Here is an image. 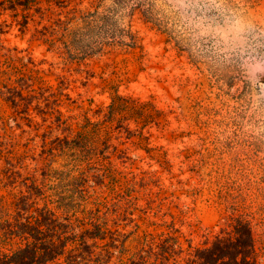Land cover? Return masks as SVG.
Listing matches in <instances>:
<instances>
[{
    "label": "rangeland",
    "instance_id": "374dc122",
    "mask_svg": "<svg viewBox=\"0 0 264 264\" xmlns=\"http://www.w3.org/2000/svg\"><path fill=\"white\" fill-rule=\"evenodd\" d=\"M236 21L238 48L204 43ZM68 29L86 53L68 51ZM253 58L264 61V0H0V167L17 171L0 182L4 205L34 181L37 205L83 219L78 232L101 223L103 238L87 240L111 251L103 264H187L243 218L264 264ZM170 236L177 253L152 255Z\"/></svg>",
    "mask_w": 264,
    "mask_h": 264
},
{
    "label": "trees",
    "instance_id": "16d2710c",
    "mask_svg": "<svg viewBox=\"0 0 264 264\" xmlns=\"http://www.w3.org/2000/svg\"><path fill=\"white\" fill-rule=\"evenodd\" d=\"M90 28H95L91 22ZM60 27L63 25L60 22ZM63 32L68 39L63 41L70 53H86L84 46H76L79 37L73 32ZM72 35V37H71ZM0 167V182L3 185L16 184L17 171L11 163ZM26 185L30 195L21 192L14 195L9 205L12 211L3 203L0 196V245L9 240H20L10 252L0 251V264H45L63 257L61 264H103L105 256L111 251L96 254L92 248L95 243H89L87 238H103L104 230L101 223L93 222L94 230L86 228L77 231L79 222L83 219L72 220L68 216L60 217L47 205L38 206L32 195H39L41 188L34 181ZM163 253L152 250V255L164 258L173 257L177 253L176 239L167 237L160 245ZM255 238L250 223L243 218H236L232 228L222 230L208 245L201 246L189 252L187 264H260L256 258ZM159 257V256H158ZM123 264H137L134 260Z\"/></svg>",
    "mask_w": 264,
    "mask_h": 264
},
{
    "label": "clouds",
    "instance_id": "9594fccd",
    "mask_svg": "<svg viewBox=\"0 0 264 264\" xmlns=\"http://www.w3.org/2000/svg\"><path fill=\"white\" fill-rule=\"evenodd\" d=\"M180 5H184L186 0H176ZM243 32V26L239 21L232 24H228L227 27H216L209 32L202 33L206 37L204 43L211 42V46L214 48H221V45L225 47L221 50H227L231 48L235 50L240 46L241 34ZM252 67L257 71L264 72V61H256L253 58Z\"/></svg>",
    "mask_w": 264,
    "mask_h": 264
}]
</instances>
